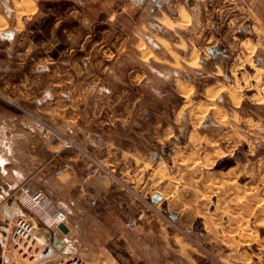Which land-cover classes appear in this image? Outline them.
I'll list each match as a JSON object with an SVG mask.
<instances>
[{
	"label": "crops",
	"instance_id": "1",
	"mask_svg": "<svg viewBox=\"0 0 264 264\" xmlns=\"http://www.w3.org/2000/svg\"><path fill=\"white\" fill-rule=\"evenodd\" d=\"M186 1L0 0V264H9L4 250L16 218L30 219L42 233L31 209L11 200L22 185L43 191L66 214L69 232L57 236L71 240L67 255L88 251L98 259L92 264H125L119 253L133 257L144 240L187 255L188 246L168 229L144 217L134 230L126 222L158 196L154 204L177 224H194L170 194L187 189L177 185L182 173L192 186L197 137L216 126L210 110L218 91L236 107L240 90L264 87V0H238L224 10L240 36L245 21L253 22L257 55L246 63L252 72L240 67L236 80L229 69L226 79L206 86L196 81L199 52L186 36L198 0L191 14ZM214 1L207 0L212 14ZM64 136L88 155L63 149ZM63 166L68 171L54 175Z\"/></svg>",
	"mask_w": 264,
	"mask_h": 264
},
{
	"label": "rangeland",
	"instance_id": "2",
	"mask_svg": "<svg viewBox=\"0 0 264 264\" xmlns=\"http://www.w3.org/2000/svg\"><path fill=\"white\" fill-rule=\"evenodd\" d=\"M225 1V3L223 0L214 1L215 11L212 14V7H208L207 0H198L195 15L192 14V17L195 16L193 29H190L192 34L188 32L186 36L193 37L199 52L196 81L200 82V86L218 80L223 81L228 77L229 69L234 79L238 80L239 71L243 68V71L247 69L246 63L255 59L257 55L253 45L254 28L251 27L253 22L250 19L245 21L247 32L238 35L235 32L237 24L228 25V19L224 18V10L229 8L228 5L235 8L238 0L233 4L228 0ZM186 3L188 6L186 8L191 14V8L194 6L192 0ZM183 16L187 17V22L190 23L191 18H188L185 12ZM247 37L249 40L243 46H239V39L245 40ZM214 45L224 48L225 53L216 58L206 53L205 48ZM202 57L207 59L205 65L199 62ZM191 64L196 65V62L192 61ZM215 65L218 75L212 73L217 71ZM247 70L252 72L250 68ZM199 72L204 73L205 77H198ZM261 84L260 81L259 85L262 86ZM254 93L257 94L254 96ZM218 94L223 95V92L218 91L214 101L215 110H210L214 112L211 115L216 126L210 128L206 135L208 139L206 136L197 137L199 160L194 165L197 171L193 172L192 186L190 177L187 178L186 173H182L177 185L179 188L185 186L187 189L182 188L183 194L177 193L178 191L176 194H170L177 202V207L183 216L193 215L194 224L189 228L180 226L160 206L146 208L147 211L144 210L145 207L140 210L141 213L145 211L143 214L145 220L147 218L149 222L156 223L177 235L188 246L187 255L179 254L174 246V249H166L161 240H144L142 243H135L133 257L128 259L124 254L119 253L121 257L117 258L123 263L264 264V87L258 88L256 92L240 90L239 105L236 107L231 105L228 97L219 98ZM79 146L85 149L83 145L79 144ZM70 151L78 155V151ZM207 151L210 153L208 156ZM56 171L54 173L56 176L64 174H57ZM11 200H14V196ZM26 219L36 227L30 219ZM8 224L9 222L6 221L3 226L7 229ZM13 224L14 222L10 223L11 232ZM134 233L137 234L136 230ZM10 235L4 250L7 263H52L51 261L40 263L22 258L11 248ZM108 246L118 252L117 245L108 244ZM2 255L0 249L1 262ZM94 255V252L90 254L87 251L78 258L85 264H92L98 260Z\"/></svg>",
	"mask_w": 264,
	"mask_h": 264
},
{
	"label": "built area",
	"instance_id": "3",
	"mask_svg": "<svg viewBox=\"0 0 264 264\" xmlns=\"http://www.w3.org/2000/svg\"><path fill=\"white\" fill-rule=\"evenodd\" d=\"M228 2L233 4L235 0H228ZM61 145L63 149L78 151L77 156L81 158L88 155V152L82 149L71 137H62ZM67 171L68 167L63 166L56 172L59 174ZM12 196L31 209L33 214L40 220L42 227V233H38L37 228L25 217H18L14 220L10 244L18 255L24 259L40 263H48L58 259V264H85L77 256L66 254L71 240L66 236L58 238L57 233H62L58 227L61 224H66L67 216L64 212L55 210L48 196L43 191L32 190L29 186L22 185L14 190ZM145 200V211H147L146 208L155 206L151 200ZM144 212L135 221H127L126 226L132 230L136 229L141 222V218H143ZM56 238L59 239L57 245L54 242Z\"/></svg>",
	"mask_w": 264,
	"mask_h": 264
},
{
	"label": "water",
	"instance_id": "4",
	"mask_svg": "<svg viewBox=\"0 0 264 264\" xmlns=\"http://www.w3.org/2000/svg\"><path fill=\"white\" fill-rule=\"evenodd\" d=\"M223 52H224L223 49L218 48V47L211 48V49L207 50V53L209 55H211L213 58H216L217 56L221 55ZM201 62H203V61H201ZM159 201H160V197H158V196H155L152 198V202L155 204H157ZM58 228L63 234H68V232H69L68 227L64 224L59 225ZM54 242H55V245H57L59 243V239L56 238Z\"/></svg>",
	"mask_w": 264,
	"mask_h": 264
},
{
	"label": "bare ground",
	"instance_id": "5",
	"mask_svg": "<svg viewBox=\"0 0 264 264\" xmlns=\"http://www.w3.org/2000/svg\"><path fill=\"white\" fill-rule=\"evenodd\" d=\"M181 16V15H180ZM184 17V22H186L187 21V18L185 17V16H183ZM163 20V19H162ZM166 23V22H165ZM170 27V26H169ZM141 44H143V43H141ZM139 47V46H138ZM193 60V62L195 63V56H193V58H192Z\"/></svg>",
	"mask_w": 264,
	"mask_h": 264
}]
</instances>
